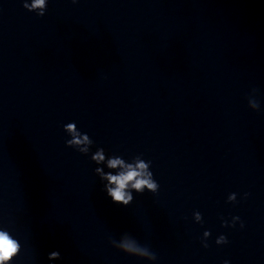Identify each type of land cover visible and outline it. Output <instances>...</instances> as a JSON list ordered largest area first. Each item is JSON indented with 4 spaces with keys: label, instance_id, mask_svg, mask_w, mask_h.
<instances>
[{
    "label": "clouds",
    "instance_id": "1",
    "mask_svg": "<svg viewBox=\"0 0 264 264\" xmlns=\"http://www.w3.org/2000/svg\"><path fill=\"white\" fill-rule=\"evenodd\" d=\"M73 4L78 3V0H71ZM47 5L45 0H32V4L29 5L25 0L23 7L28 11L32 9H42L37 13V16L43 17L47 11ZM257 93V89H252ZM252 106L258 111L260 110L259 101H250ZM64 132L70 137L66 140V147L72 148L83 155H88L94 141L90 138L87 133L81 132L75 122H69L63 125ZM142 154H137L133 157L131 163L126 162L120 155L112 154L107 155L105 149L98 147L94 153L91 154V160L95 164L99 165L103 162L107 163L108 169H118L115 172L108 171L104 172L103 168L96 167L95 173L101 183L104 185V190L108 197L111 198L112 202L127 207L134 199L133 192L137 194H143L146 190L153 195L158 194L160 185L154 179L153 172L151 171L150 160L146 161L141 159ZM106 181V183H105ZM250 194L245 192L243 195L244 199ZM227 202L237 203V193H230L227 197ZM193 216L195 217L196 223H203L202 214L199 211H194ZM222 219V226L235 227L236 223L239 222L240 227L243 228L244 222L239 216L232 217L231 222ZM210 231H204L201 239L202 246L204 248L209 247L207 240L210 237ZM110 245L123 252L126 255L134 256L140 259H147L148 261L155 262L158 257L154 251L148 245H142L134 236L130 233H123L121 239L109 237ZM229 241L223 234L216 238L215 243L217 245L227 244ZM22 251V245L17 238H15L12 232L4 226H0V264H12V262L20 255ZM61 259V253L59 251H52L48 254V260H59ZM223 264H229V261L225 260Z\"/></svg>",
    "mask_w": 264,
    "mask_h": 264
}]
</instances>
